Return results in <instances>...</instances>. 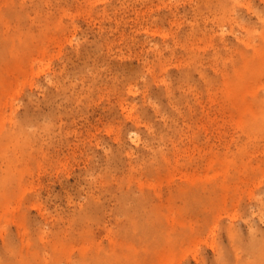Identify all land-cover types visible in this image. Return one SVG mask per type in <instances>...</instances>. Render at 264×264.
<instances>
[{
	"label": "rangeland",
	"instance_id": "374dc122",
	"mask_svg": "<svg viewBox=\"0 0 264 264\" xmlns=\"http://www.w3.org/2000/svg\"><path fill=\"white\" fill-rule=\"evenodd\" d=\"M260 17L264 0H0V68L18 86L0 104V260L255 263L236 246L250 225L264 238Z\"/></svg>",
	"mask_w": 264,
	"mask_h": 264
},
{
	"label": "bare ground",
	"instance_id": "6f19581e",
	"mask_svg": "<svg viewBox=\"0 0 264 264\" xmlns=\"http://www.w3.org/2000/svg\"><path fill=\"white\" fill-rule=\"evenodd\" d=\"M260 19L264 22V18L263 17H260ZM6 24V26H7V28L9 27V25H7L8 24V22L7 23H5ZM5 26V25H4ZM5 26V27H6ZM15 37V40L13 39ZM14 37H12V38H10V39H12V40H10L11 42L9 43V45H8V55H19V50L21 49V38L19 39V41L20 42H17V40H16V38L18 37V36H14ZM263 40H264V35H263ZM51 41V40H50ZM264 46V45H263ZM41 51H45V50H43V48H40L39 49V52H41ZM254 56H261V55H264V47H262L260 50L259 49H255V52H254V54H253ZM18 72H20L21 71V68H17L16 69ZM14 72H16L15 70L14 71H11L10 69H4V68H0V104L1 103H3V102H5V100H7V98L10 96V95H13V94H10L9 95V93L11 92H16V89H17V85H16V82L14 81V77H13V74H14ZM7 95H8V97H7ZM7 97V98H6ZM11 97V96H10ZM228 97H229V99L232 101V103H233V105L235 106V107H237L238 109H239V107H240V105L242 104V102H241V99L240 98H235V99H233L232 97H231V95H230V93L228 94ZM12 98V97H11ZM241 102V103H240ZM243 105H244V108L243 109H239L240 110V112L241 113H243L244 114V117H246V118H251L253 121L254 120H256V119H258L257 118V113H255L251 108H253V105L250 103V106L248 105V103L246 102L245 104L243 103ZM123 106V105H122ZM124 107V106H123ZM261 113H262V115L259 117V119H261L262 120V122H263V127H264V113H263V111H261ZM206 116H208V119L211 121V123H213L214 122V120L212 121V118H209V115H206ZM212 147V146H211ZM210 150H211V148H210ZM213 152V149L211 150V153ZM214 155V154H213ZM215 157V156H214ZM210 158V157H209ZM165 161H169L168 159H165ZM208 161V160H207ZM175 165L174 166H178L179 165V161H178V158H177V160H175ZM190 163H192V161L190 162ZM216 165H217V161L216 160H214V159H211V160H209L208 162H206V164H205V167H204V165H199V164H197V165H195V168L196 169H198V168H204V169H206V171H211V170H214L215 169V167H216ZM160 166V165H159ZM174 166H172V167H174ZM158 168V167H157ZM151 169V168H150ZM154 169V168H153ZM160 169H161V166H160ZM170 170V169H169ZM168 170V171H169ZM153 171V170H152ZM155 172H156V170H154ZM158 171H160V170H158ZM168 173V172H167ZM170 174H171V172H170ZM173 174V173H172ZM216 174H212V176L210 175V174H208L207 173V177L205 178V180H206V182L207 183H210L209 184V189H206V191H205V189H203L204 191V193L206 192V194H207V191L209 190V192L210 191H212V190H210V189H213V190H215V185H214V180L216 179ZM182 177L184 178V180L185 181H191V182H193L194 181V179H192V178H189V177H186V173H183L182 174ZM179 178H181V177H179ZM226 180H227V174H226V171H225V174H223V176H222V178H221V180H220V183H219V187H220V189L222 188V190L223 189H226V190H228V187H227V185H226ZM182 181V180H181ZM143 184H144V182H143ZM140 185H142V184H139V186ZM144 185H146V184H144ZM143 185V186H144ZM151 185V184H150ZM149 185V186H150ZM142 186H140V188H141ZM145 187V186H144ZM153 188L154 187H156V190L155 191H157V186H152ZM224 187V188H223ZM142 189V188H141ZM155 189V188H154ZM194 190H196L195 188H193ZM192 189V191H191V189H190V191L192 192V195H191V197L193 196V195H195L196 194V191L193 193V190ZM140 190V189H139ZM179 190V189H178ZM182 190V189H181ZM180 190V191H181ZM197 190H201V189H197ZM136 191V190H135ZM141 191V190H140ZM159 191H160V189H159ZM202 191V190H201ZM224 191V190H223ZM139 192V191H138ZM188 193H190L189 191H187ZM202 192V193H203ZM213 192V191H212ZM131 193V192H130ZM142 194L144 193L143 191L141 192ZM140 193V194H141ZM159 193V198H161L162 197V195H160V192H158ZM157 193V194H158ZM185 195L186 194H188V193H185V192H183ZM183 193H180V194H183ZM198 193V192H197ZM214 193H215V191H214ZM150 194V193H149ZM163 194V193H162ZM171 194H173L172 193V191H171ZM176 194V193H175ZM205 194V195H206ZM210 194H211V192H210ZM124 195H125V193H124ZM146 195V194H145ZM179 195V194H178ZM189 195V194H188ZM199 195V194H198ZM197 195V196H198ZM201 195V194H200ZM199 195V196H200ZM212 195H213V193H212ZM128 196V195H127ZM142 196V195H141ZM140 196V197H141ZM147 196V195H146ZM173 196H175V195H173ZM181 196V195H180ZM204 196V195H203ZM123 197V196H122ZM126 197V196H125ZM125 197H124V199H125ZM143 197V199H144V196H142ZM176 197V196H175ZM178 197V196H177ZM183 197V196H182ZM187 197V196H186ZM189 197V199H190V196H188ZM187 197V198H188ZM193 197H196V196H193ZM200 197H202V195L200 196ZM200 197H198V198H200ZM208 197H209V194H208ZM96 198V197H95ZM120 198V197H119ZM130 198V197H129ZM152 198V197H151ZM185 198V197H184ZM203 198V197H202ZM123 199V198H122ZM121 199V200H122ZM128 199V198H127ZM168 199H173V197L171 196V197H169ZM182 199V198H181ZM196 199H197V197H196ZM201 199V198H200ZM130 199H128L127 201H129ZM141 200V199H140ZM148 200V199H147ZM153 200V199H152ZM193 200V199H192ZM191 200V202H195V199L192 201ZM127 201H125V203L127 202ZM190 201V200H189ZM153 202H155V201H153ZM173 202V201H172ZM172 202H170V204L172 203ZM188 202V201H187ZM186 201L184 202V204L185 205H187L188 203H187ZM258 205H259V207H264V198H259L258 199ZM131 203V202H130ZM126 204H128V203H126ZM136 204V203H135ZM140 203H138V205H139ZM131 205V204H130ZM130 205H128L129 207H130ZM154 205V204H153ZM156 205V204H155ZM154 205V206H155ZM160 205V204H159ZM161 205H162V203H161ZM97 206V205H96ZM167 206V205H166ZM172 206V205H171ZM190 206V205H189ZM97 207H99V205L97 206ZM96 207V208H97ZM133 207V206H132ZM149 207V206H148ZM186 207H188V206H186ZM91 208H93V206H92V204H89L88 205V207H86L85 209H83L81 212L83 213V212H86V210H88L87 211V213L88 212H92V211H90L91 210ZM127 208V207H126ZM139 208V207H138ZM147 208V207H146ZM145 208V209H146ZM155 208H157V207H153V209H155ZM175 208V207H174ZM174 208L172 209V211L174 210ZM185 208V207H184ZM144 209V208H143ZM168 209H169V207H168ZM170 209V210H171ZM150 210V209H149ZM138 211H139V209H138ZM147 211V210H146ZM145 211V212H146ZM159 211V210H158ZM96 212V211H95ZM134 212H137V211H134ZM141 212H143V211H141ZM150 212V211H149ZM153 212V211H152ZM130 214H132L133 215V217L134 216H136V215H134L133 213H131V212H129ZM159 213H161L160 211H159ZM170 214V213H169ZM87 215V214H86ZM138 215H140V214H138ZM141 215H143V214H141ZM146 215V214H145ZM176 215H178V213L176 214ZM176 215L174 214L173 216H175V217H173V218H176ZM131 216V215H130ZM148 216H150L149 214H148ZM179 216V215H178ZM132 217V216H131ZM132 217V218H133ZM168 216H166V218H167ZM180 217V216H179ZM262 217V216H261ZM264 217V216H263ZM262 217V218H263ZM89 220H91L92 218H91V216L90 217H87ZM149 218V217H148ZM168 218H170V215H169V217ZM167 218V219H168ZM172 218V217H171ZM154 219V218H153ZM177 219V218H176ZM176 219L172 222V223H175L176 222ZM132 220H134V218L132 219ZM145 221H146V219H144ZM151 221H150V223H151V226L150 227H152V219H150ZM155 220V219H154ZM173 220V219H172ZM169 221V220H168ZM177 221H179V220H177ZM133 222H135V224H138V223H136V220L135 221H133ZM133 222H132V224H133ZM147 222H149V221H147ZM180 222V221H179ZM142 223H144V222H142ZM178 223V222H177ZM149 224V223H148ZM168 224H171L170 223V221H169V223ZM182 223H180V226H182V225H184V224H182ZM144 225H145V223H144ZM143 225V226H144ZM173 224H171V226H172ZM136 226V225H135ZM143 226H142V228H143ZM160 226H161V224H160ZM159 226V227H160ZM168 226V225H167ZM184 226H186V225H184ZM189 226H191V225H189ZM188 226V227H189ZM136 227H139V226H136ZM148 228H149V225L147 226ZM187 227V228H188ZM154 228H156V227H154ZM154 228H152V230L154 229ZM169 228V226L167 227V229ZM172 228H174V225H173V227ZM190 228V227H189ZM192 228H193V226H192ZM192 228H191V231H193L192 230ZM132 229H134V228H132L131 227V230ZM170 229V228H169ZM182 229V228H181ZM194 229V228H193ZM230 229V228H229ZM137 230L139 231V229H137L136 228V230H133V231H136L137 232ZM149 230H150V228H149ZM176 230V229H175ZM174 230V231H175ZM255 230V229H254ZM151 231V230H150ZM173 231V230H172ZM172 231H170V232H172ZM234 231H235V229H234ZM169 232V231H168ZM229 233H230V230L228 231ZM237 232V233H236ZM254 232H258V230L256 231H254ZM231 233H233L232 232V230H231ZM234 233H236V234H240V232H238V230L237 231H235ZM234 233L233 234H231L233 237H231V235H230V238H232V239H234L235 237V235H234ZM248 233H249V239L247 240H239V238H242L241 236H239L238 235V237H237V235H236V237L238 238L237 240L238 241H240V246H236V247H241L242 249H243V251H244V253L245 254H249V255H251V256H253V257H255V260L254 259H252V257L249 259V260H254L255 261V263L257 264V262L256 261H259V259L258 260H256V258H259L260 257V259L262 258L263 259V257L262 256H264V255H262V254H264V253H262L263 252V247H262V243H264L263 242V240H264V238L263 237H261V238H263V240L261 241V242H259V236H254V234H253V225H250V229L248 230ZM93 234V233H92ZM258 234V233H257ZM256 234V235H257ZM241 235V234H240ZM261 238H260V240H261ZM236 239V238H235ZM91 241H92V239H91ZM112 241V240H111ZM110 241V242H111ZM233 241V240H232ZM236 243V242H235ZM261 243V244H260ZM83 244H85V243H83ZM82 244V245H83ZM92 244V243H91ZM115 244V243H114ZM232 244H233V242H232ZM237 244V243H236ZM87 245V244H86ZM85 245V246H86ZM89 245V244H88ZM95 245V243L93 244V246ZM99 246H100V244H98ZM98 245H97V247H98ZM235 245V244H234ZM96 246V245H95ZM116 246V245H115ZM115 246H114V248L113 249H115L116 250V248H115ZM133 246V245H132ZM83 247V246H82ZM89 247V246H88ZM101 247V246H100ZM81 248V247H80ZM85 248V247H84ZM235 248V247H234ZM86 249H87V247H86ZM236 249V248H235ZM81 250H83V249H81ZM85 250V249H84ZM237 251H238V249H236ZM83 253H84V251H83ZM83 253H81V256H82V258L84 257V255H82ZM85 253H87V250L85 251ZM100 254V253H99ZM98 254V255H99ZM112 254H114L113 252H112ZM238 254V253H237ZM98 255H97V258H98ZM101 255V254H100ZM100 255H99V260L101 259L100 258ZM105 255V254H104ZM104 255H103V257H102V259L104 258ZM260 255V256H259ZM88 253H87V255L85 256V258H87V259H85V258H83V261H84V263L86 264V262H85V260H87L88 261ZM135 256V255H134ZM137 256V255H136ZM135 256V257H136ZM146 256V255H145ZM144 256V257H145ZM148 257L150 256V255H147ZM146 256V257H147ZM90 257V256H89ZM91 257H92V255H91ZM90 257V258H91ZM94 257H95V255H94ZM93 257V258H94ZM107 257H108V255H107ZM107 257H105L106 259H105V262H106V260L108 259ZM144 257H142V258H140L139 259V256H137V258H138V260L141 262V261H143L144 262V260H145V258ZM151 257V256H150ZM92 258V259H93ZM96 258V257H95ZM144 258V259H143ZM237 258H238V256H237ZM240 258V257H239ZM4 259V258H3ZM85 259V260H84ZM101 259V260H102ZM142 259V260H141ZM147 259V258H146ZM150 259V258H149ZM2 260V259H1ZM1 260H0V263H3L4 264V262H5V260L6 259H4V260H2V262H1ZM8 260L9 259H7L6 261L8 262ZM81 260V259H80ZM90 260L91 259H89V261H88V263L87 264H90ZM126 260H128L129 261V259L128 258H126ZM131 260V259H130ZM134 260H136V261H138L137 259H135L134 258ZM219 260H221L222 261V259H220L219 258ZM252 260H251V263H252ZM4 261V262H3ZM74 261V260H73ZM75 261H76V259H75ZM78 261V260H77ZM82 261V260H81ZM82 261V262H83ZM93 261V260H92ZM97 262V260L95 259L94 260V263H96ZM108 262H106V263H110L111 264V262H109L110 260L108 259L107 260ZM136 261H135V263H136ZM138 261V262H139ZM147 261H148V259H147ZM146 261V262H147ZM224 261V260H223ZM7 262H5V263H7ZM80 262V261H79ZM102 262H104L103 260H102ZM131 262V261H130ZM137 262V263H138ZM145 262V263H146ZM150 262V261H149ZM247 262V261H246ZM259 262H261V263H258V264H262L263 262H264V260H260ZM97 263H99V261L97 262ZM127 263H129V262H127ZM136 263V264H137ZM228 263V262H227ZM226 263V264H227ZM249 263V262H248ZM255 263H253V264H255ZM76 264V263H75ZM77 264H82V263H77ZM100 264H102L101 262H100ZM221 264V263H220ZM244 264V263H243ZM247 264V263H246Z\"/></svg>",
	"mask_w": 264,
	"mask_h": 264
}]
</instances>
